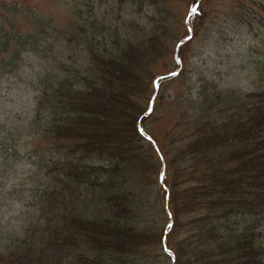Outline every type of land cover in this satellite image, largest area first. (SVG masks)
<instances>
[{
    "label": "trees",
    "instance_id": "1",
    "mask_svg": "<svg viewBox=\"0 0 264 264\" xmlns=\"http://www.w3.org/2000/svg\"><path fill=\"white\" fill-rule=\"evenodd\" d=\"M65 1L60 27L0 12V82L16 72L33 96L3 108L0 83V156L28 157L37 181L0 264H264V0ZM226 49L245 52L248 91L195 61Z\"/></svg>",
    "mask_w": 264,
    "mask_h": 264
},
{
    "label": "rangeland",
    "instance_id": "2",
    "mask_svg": "<svg viewBox=\"0 0 264 264\" xmlns=\"http://www.w3.org/2000/svg\"><path fill=\"white\" fill-rule=\"evenodd\" d=\"M3 6H14L18 10V17L20 18H22L23 12L31 11L40 13L46 18H52L59 27L64 26L67 21L66 9L68 5H66L65 0H0V12H3ZM183 10L184 6L178 8L179 15H183ZM122 17L121 25L125 27L129 26V21L133 19V16L131 17L124 13ZM108 19L110 18L108 17ZM245 39V35H237L233 41V47L238 48L244 45ZM241 50L236 49L230 52V49H226L219 59L215 55L211 57L207 56L208 51L205 50L204 56L200 60L195 61H198L199 65H204L207 62L210 66H213L215 63L220 66L221 71L219 73L221 74L219 75L215 71L216 77L219 78V80L215 79L219 88L225 89L230 86L232 89L237 88L242 91H248L251 88V81L247 79L249 63H247L248 58L245 52L242 53ZM34 61L37 62L36 60ZM228 68L230 71H228ZM24 70L26 72L25 75L20 72L19 75L22 77V81L25 82L24 87L29 88L30 80L37 75L38 68L34 66V69H32L31 62L29 61ZM16 74V72L10 74L11 76L3 78L0 82L4 85L3 97L8 100V105L2 104L3 108L20 109L25 101L27 102L33 97L32 89L29 88L28 96L18 99V96L14 92V89L17 88L14 85L16 80L12 78ZM193 79L196 80L197 75H194ZM24 87H18L19 92ZM8 89L12 90L7 91ZM179 89V85L175 86L174 89H170L166 94V105L164 108L166 115H163V118L160 120L150 123L152 128L155 129L153 132L158 137L162 136L167 129L172 127L176 120H179L171 111L174 105L170 104L175 94L181 95V89ZM11 94L14 97L13 100L9 99ZM30 169L31 164L28 161V157H24V155H18L15 159L0 156V245L4 244V247L17 235L22 237L27 228H30L35 220L32 201L37 190L35 186L37 181L36 178L30 177L32 175ZM2 254L8 255L9 252L7 250H0V255Z\"/></svg>",
    "mask_w": 264,
    "mask_h": 264
},
{
    "label": "snow or ice",
    "instance_id": "3",
    "mask_svg": "<svg viewBox=\"0 0 264 264\" xmlns=\"http://www.w3.org/2000/svg\"><path fill=\"white\" fill-rule=\"evenodd\" d=\"M191 12L192 13H196L197 12V8H192ZM173 75H175V73H173ZM149 111H151V108L149 109ZM169 227H171V225H169Z\"/></svg>",
    "mask_w": 264,
    "mask_h": 264
}]
</instances>
